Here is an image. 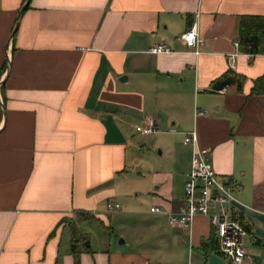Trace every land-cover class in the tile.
Listing matches in <instances>:
<instances>
[{
    "label": "crops",
    "instance_id": "crops-1",
    "mask_svg": "<svg viewBox=\"0 0 264 264\" xmlns=\"http://www.w3.org/2000/svg\"><path fill=\"white\" fill-rule=\"evenodd\" d=\"M23 1L0 0V264H181L120 237L111 247L108 233L97 248L78 246L76 233L71 241V219L103 224L117 212L105 203L119 205L130 175L146 185L144 228L180 230L172 243L202 261L205 215L182 229L148 210L180 203L191 128L213 170L233 181L245 234L264 230V92H250L264 53L235 45L239 16L264 15V0H27L18 13ZM192 19L196 55L176 38ZM159 41L172 50H147ZM228 69L240 88L212 86ZM145 116L155 130L141 134L134 124ZM164 139L176 146L166 143L161 161Z\"/></svg>",
    "mask_w": 264,
    "mask_h": 264
},
{
    "label": "built area",
    "instance_id": "built-area-1",
    "mask_svg": "<svg viewBox=\"0 0 264 264\" xmlns=\"http://www.w3.org/2000/svg\"><path fill=\"white\" fill-rule=\"evenodd\" d=\"M176 38L193 54L199 52L201 37L194 19ZM147 50L159 53L169 52L172 48L159 41L149 45ZM226 61L227 66L233 68L234 54L229 53ZM193 113L200 114L202 111L195 109ZM134 129L141 134H148L155 130V125L150 117L145 116L140 123L134 124ZM181 141L189 144L191 148L189 168L182 183V199L173 209L152 204L149 205L148 210L163 214L167 223L182 229L188 228L190 219L195 214L205 215L214 231L218 256L225 258L229 264H262L261 261L253 259L242 244L245 229L234 211V205L239 201L233 194V181L213 170L208 157V148L197 143L194 128L184 131ZM105 205L107 209L118 207V203L110 201Z\"/></svg>",
    "mask_w": 264,
    "mask_h": 264
},
{
    "label": "rangeland",
    "instance_id": "rangeland-1",
    "mask_svg": "<svg viewBox=\"0 0 264 264\" xmlns=\"http://www.w3.org/2000/svg\"><path fill=\"white\" fill-rule=\"evenodd\" d=\"M166 143L176 146L172 139L171 141L168 139L161 141L160 144H162L163 153L161 156L157 157L161 161L166 158ZM160 148L161 146L157 145L155 150ZM142 153H140V156L143 155ZM145 158L146 157H143L142 160L148 164L149 162L147 158ZM145 163L139 164V168L141 169L146 165ZM145 186L142 178L133 177L132 175L128 176L125 179V184L123 186L124 193L121 199H119L117 212L109 214V216L105 215L103 224L89 215L79 219L77 223H75L74 219H71L68 222L69 226H74L76 235H80L77 245L82 247V245H85L84 240H87L90 249L97 248L100 246L104 236L108 233L111 247L118 246L116 241L120 237L125 241L127 240V246L131 245L146 251L150 258H155L156 261L159 259L163 262H180L181 264H206L205 257H202V261L197 258L195 247L188 248L184 241L185 244L182 246V250H179V247L172 243L174 236L179 237L182 235L180 230L170 229L164 222L159 226L156 232L144 228V224L146 223L144 209L148 204L146 195L143 194ZM174 231L176 232L174 233ZM83 236L85 238L81 241ZM254 236L253 238L251 233L243 235L242 244L252 258L261 259L264 263V230L260 234H254ZM135 238L139 239L141 242L137 241L134 243L130 241V239L135 240ZM256 238L258 239L257 242L254 241ZM121 246L124 247L125 245ZM74 257L76 260V255H74ZM223 259L229 264L225 258Z\"/></svg>",
    "mask_w": 264,
    "mask_h": 264
},
{
    "label": "trees",
    "instance_id": "trees-1",
    "mask_svg": "<svg viewBox=\"0 0 264 264\" xmlns=\"http://www.w3.org/2000/svg\"><path fill=\"white\" fill-rule=\"evenodd\" d=\"M237 48L246 53H264V15L261 14H242L239 16L237 22ZM234 81L235 87L240 88L241 76L232 72L230 69L220 74L218 77L211 81L212 86L218 88L219 86L226 85ZM251 93L264 92V69L262 73L252 79L250 85ZM239 222L242 224L239 216ZM244 227V225L242 224ZM245 229V227H244ZM71 241L76 240L74 235L76 233L75 227L71 226ZM83 238H85L83 236ZM217 244L214 237V231L211 228L206 238L201 239L198 243V248L201 251L202 257L206 258L207 252H217ZM55 264L57 262L55 261Z\"/></svg>",
    "mask_w": 264,
    "mask_h": 264
},
{
    "label": "water",
    "instance_id": "water-1",
    "mask_svg": "<svg viewBox=\"0 0 264 264\" xmlns=\"http://www.w3.org/2000/svg\"><path fill=\"white\" fill-rule=\"evenodd\" d=\"M27 0H24L23 3L21 4V6L18 9V13L20 12V10L23 8V6L26 4ZM118 240H121L120 238H118ZM84 244L88 245L87 240H84ZM73 247V243H70V248ZM206 264H226L225 261L218 256L216 253L214 252H207L206 253Z\"/></svg>",
    "mask_w": 264,
    "mask_h": 264
}]
</instances>
